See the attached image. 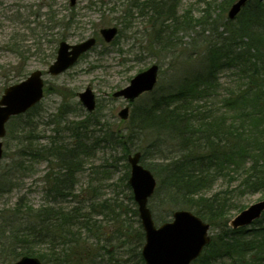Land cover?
Instances as JSON below:
<instances>
[{"label": "trees", "instance_id": "trees-1", "mask_svg": "<svg viewBox=\"0 0 264 264\" xmlns=\"http://www.w3.org/2000/svg\"><path fill=\"white\" fill-rule=\"evenodd\" d=\"M140 2L131 0L130 7L137 8ZM142 4L151 9L152 20L162 26L168 22L166 27L181 23L176 0H147ZM63 16H58L49 5L39 23L44 31L40 36L45 38L57 26L70 28L75 18L65 16L68 19L65 25ZM237 20L238 25L229 19L225 22L224 31L217 33L219 39L207 47L198 72L184 77L173 89L159 92L155 87L143 101L131 103L127 133L114 132L100 124L96 116L90 120L89 115L71 127V145L56 141L64 173L56 175L55 198L74 195V174L83 168V159L92 155L103 141L111 147H120L126 159L139 151L141 162L158 178L149 205L151 202L153 207L169 208L168 215L159 221L170 220L176 209H188L216 231L193 264H264V214L253 223L252 229H234L229 225L231 212L244 209L239 206L242 198L264 194V0H250ZM232 68L237 76L234 89L225 92L218 102L219 73ZM218 103L227 109L217 116L213 115L216 110L209 109L207 113L194 110L197 105L214 108ZM38 108L39 104L27 112L28 116L33 117ZM230 110L233 114L228 116ZM23 117L21 114L12 118L21 119V133H24ZM99 125L103 139L92 135L90 129ZM143 138L149 139L144 147L139 142ZM19 149L24 153L23 144ZM147 156L156 158L155 162L148 164ZM220 181L225 186L218 187ZM126 185L131 189L129 183ZM130 198L136 207L132 191ZM113 206L118 204L103 202L93 203L88 209L76 206L36 210L34 221L10 232L20 251L15 259L38 256L42 260L45 254L36 249L47 246L55 264H145L141 254L145 235L140 219L139 235L132 238L126 213L121 214L120 207ZM98 209L105 218H114L116 214V220L122 223L121 240L119 243L111 240L110 244L122 249L125 259L113 257L107 245H102L107 257L102 254L93 257L92 252L100 248L92 234L96 225L92 217ZM134 213L138 216L137 208Z\"/></svg>", "mask_w": 264, "mask_h": 264}, {"label": "rangeland", "instance_id": "rangeland-1", "mask_svg": "<svg viewBox=\"0 0 264 264\" xmlns=\"http://www.w3.org/2000/svg\"><path fill=\"white\" fill-rule=\"evenodd\" d=\"M145 1L141 0L140 5L134 8L130 7L131 0H77L74 7L70 6V0H0V98L6 87L26 79L35 70L44 71L46 83L45 96L33 117L24 114V133L19 130L21 119L14 118L7 124V135L2 139L0 262H13L19 258L15 259L20 251L10 232L28 221H34L35 211L41 208L80 206L88 209L93 203H116L120 207L119 212L126 213L134 234L132 238L137 239L139 215L135 216L137 206L131 202L132 190L126 185L130 166L121 148L116 145L111 147L104 141L97 145L92 155L83 159V168L74 174V195L56 199L55 178L58 173H64L57 157L56 141L65 146L71 145V127L89 115H92L90 120L96 116L100 124L114 132L127 133L129 120L124 121L118 115L127 101L113 97V93L153 64H158L160 68L155 89L159 92L173 89L184 77L198 72L207 47L219 39L217 33L224 31L228 10L236 0H176L181 23L170 27H166L170 22L162 26L157 20H152L151 9L142 4ZM228 2L231 3L228 5ZM49 5L58 16L75 19L70 28L57 26L42 38L40 35L44 31L39 23ZM39 14L41 17H38ZM65 21L67 25L68 19L65 18ZM231 21L235 22L233 25H238L237 18ZM110 26H116L120 33L113 42L106 43L100 29ZM92 36L97 38V45L75 65L57 76L47 73L48 66L56 58L60 40L75 44ZM236 79L235 68L219 73L218 102L225 92L234 89ZM88 86L97 97V106L92 113L80 103L78 96ZM146 95L143 94L135 103L143 101ZM197 106L194 110L200 112L216 110L213 114L216 116L227 109L219 103L214 108ZM232 114L231 110L228 111V116ZM90 129L92 135L103 139V134L99 133L100 125ZM22 140L23 143H20ZM139 142L144 147L149 139L143 138ZM22 144L24 153L19 151ZM156 158L147 156L145 161L152 164ZM223 185V181L218 183V187ZM263 198L261 193L248 195L239 201V206L246 208ZM150 207L156 223L160 224L162 221L159 220L168 215L169 208L153 207L151 202ZM99 210L94 211L92 217L96 222L92 234L99 241L97 248L100 247L92 252L93 257L100 254L107 257L106 250L102 248V245H107L113 257L125 259L122 257L124 251L110 244L111 240L115 243L121 240L122 223L116 220V214L114 218H105ZM239 211L231 212V218ZM214 233L216 231L211 230V234ZM47 248L38 246L36 250L45 254L42 258L44 264H55Z\"/></svg>", "mask_w": 264, "mask_h": 264}, {"label": "water", "instance_id": "water-1", "mask_svg": "<svg viewBox=\"0 0 264 264\" xmlns=\"http://www.w3.org/2000/svg\"><path fill=\"white\" fill-rule=\"evenodd\" d=\"M71 6L76 0H70ZM248 0H237L228 11L230 19H234ZM100 33L106 42H111L118 33L116 26L103 27ZM97 43L95 37L69 44L61 41L58 44L57 56L48 68L52 76L59 75L73 66L84 53L91 50ZM159 66L153 64L149 68L137 73L130 83L113 93V97H123L128 102L137 99L145 92L154 89L158 81ZM80 102L88 111L96 108V95L87 87L79 94ZM44 96V79L41 70L33 71L26 79L8 86L0 99V160L4 147L1 138L7 133L6 124L12 116L26 112L36 105ZM130 107L125 106L119 116L129 117ZM141 153L136 152L128 156L131 166L129 184L132 188L134 200L138 205L139 217L145 231V243L142 256L146 264H191L202 253L211 241L209 235L210 224L190 210L178 209L173 212L171 221L157 225L148 206L149 199L156 190L157 180L152 171L140 163ZM264 212V199L251 204L242 210L230 222L234 228L247 226ZM0 264H42L37 257L23 256L15 262Z\"/></svg>", "mask_w": 264, "mask_h": 264}]
</instances>
